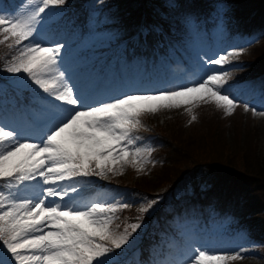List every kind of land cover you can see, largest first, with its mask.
<instances>
[{
	"label": "snow or ice",
	"instance_id": "snow-or-ice-1",
	"mask_svg": "<svg viewBox=\"0 0 264 264\" xmlns=\"http://www.w3.org/2000/svg\"><path fill=\"white\" fill-rule=\"evenodd\" d=\"M65 2L25 0L19 11L0 10V46L11 53L3 70L23 75L44 94L36 97L43 101L44 116L38 136L0 121V264H116V250L130 243L143 217L121 230L119 213L131 207L128 203L75 200L72 194H79L84 178L108 179L127 167L147 174L154 149L139 145L136 135L146 115L183 109L191 124L201 105H213L226 117L241 106L225 90L232 75L226 70H209L198 82L172 89L89 103L60 68L64 45L33 42L43 14ZM243 52L233 49L204 62L223 69ZM243 109L264 116L248 104ZM158 202L145 198L138 212L147 213ZM246 251L218 253L193 241L185 264H233Z\"/></svg>",
	"mask_w": 264,
	"mask_h": 264
},
{
	"label": "trees",
	"instance_id": "trees-1",
	"mask_svg": "<svg viewBox=\"0 0 264 264\" xmlns=\"http://www.w3.org/2000/svg\"><path fill=\"white\" fill-rule=\"evenodd\" d=\"M15 1L25 2L0 0V6L11 7ZM172 1L173 5L167 6L162 0H110L97 11L96 22L115 21L113 30L122 31L121 37H128L144 18V37L131 39L121 57L134 66L145 64L148 71H153L156 65H151L156 62L166 65L173 58H184L191 46L213 43L222 21L228 42L251 37L259 40L252 46L251 55L244 57L243 68L250 73L240 80L264 82V0ZM95 2L66 0L64 5L55 8L60 17L46 22L49 9L43 14L36 34L38 30L44 34L53 29L86 36L96 17ZM10 54V50L0 46V67ZM97 64L95 61L93 67ZM4 75L0 76V100L4 106L27 107L30 102L38 101V95L44 96L34 88L14 84L11 75ZM3 78L9 85L3 84ZM260 96L258 93L256 98ZM221 113L217 109L208 113L203 127L191 132L186 131L185 123L180 120L173 126L170 123L163 129L156 128V137L152 139L162 146L154 149L151 156L159 159L158 164L152 165L147 174H138L130 168L126 177L111 176L109 187L114 188L116 183L128 188L130 195H137L143 201L140 205L145 203V198H158L159 202L147 213H139L140 207L136 206L120 212V222L125 224L143 217L141 228L136 232L139 237L136 249L142 262L160 254L171 240V231L178 234L180 226L186 224L178 222L184 215L198 218L201 225L210 210L230 217V228L225 233L231 242L248 238L260 242L264 250V154L255 143L252 129L238 125L237 120L233 122L229 139L227 120L219 118ZM137 135L138 140H146L140 130ZM99 185H103L102 181ZM178 190L182 193L177 194ZM189 209L193 212H188ZM119 258L118 264H126L129 257L124 254Z\"/></svg>",
	"mask_w": 264,
	"mask_h": 264
},
{
	"label": "rangeland",
	"instance_id": "rangeland-1",
	"mask_svg": "<svg viewBox=\"0 0 264 264\" xmlns=\"http://www.w3.org/2000/svg\"><path fill=\"white\" fill-rule=\"evenodd\" d=\"M110 0H96L94 7L96 10L94 11V15H96L95 19L91 21V31L87 36H79V34H73L68 31L67 34H64L63 31H59L58 34L62 35H54L50 38L39 37L35 33V38L33 42H38L44 44L46 46H52L55 44H63L64 47L61 49L60 56V68L65 72L66 78L68 82L72 84L78 91V94H82L84 96L90 97L89 103L94 102L96 100H108L110 98L119 97L123 94H131V93H146V92H155L160 90L172 89L178 86L188 85L194 82H198L201 80L209 70H226L231 72V77L228 83L225 85V90L230 93L233 97H235L240 102V107L236 109L232 116H224L221 113L220 119L227 120V132L226 135L230 139L232 136V126L234 125V121H238V125H247L253 131V136L255 143H258L261 153L264 154V116H253L252 113L245 112L243 109L244 104H248L251 107H255L257 111H264V84L255 83H247V82H237V79H240L246 73H250L249 70L243 68L245 64L244 57H249L251 55L252 46L255 43H258L256 40H242L236 41L235 43H226L222 41L224 34L223 25H220L217 29V34L215 35L216 43L214 46L206 47L204 49H193L189 52L187 59L188 66L190 68L198 67V70H195V74H191L186 71L188 75L180 76L173 75L171 78H164L158 81L159 85L163 83L162 86L153 87V89H137L138 80L145 74L136 73L133 71L130 66L127 68L128 71H124V69H118L115 65L112 66L109 73L105 76V73H100L96 70H91L90 65L94 59H96L97 55L103 54L105 52L104 48H110L112 43L121 39L122 31L119 33L113 30L112 24L114 25L115 21L108 22L105 21H97V11L101 9L102 6L106 4ZM218 1V0H217ZM163 4L167 6L173 5L172 0H162ZM16 6L15 10L11 12L5 13H14L19 11L21 6L25 2L15 1ZM18 4V5H17ZM20 7V8H19ZM53 9V11H52ZM1 10V8H0ZM224 10L220 9V12ZM4 12V11H3ZM221 14V13H220ZM60 12H58L55 8H51L49 10L48 18L52 20H57L60 17ZM111 21V19H109ZM84 37V38H83ZM83 38V39H82ZM82 41L80 42L79 41ZM74 42V43H73ZM72 43V44H71ZM193 45V44H191ZM69 47H73L72 49H68ZM85 47V52L82 55L81 49ZM195 47L191 46L190 48ZM233 49H244L242 55L238 57H233L229 64L223 66V69H220L218 66H208L205 64V60L209 58H216L218 55H222L232 51ZM81 51V52H80ZM80 52V53H79ZM71 53V54H70ZM78 54H80L78 56ZM100 59V58H99ZM178 69H186L179 63L177 66ZM118 71H122L123 74H119ZM6 74L8 77L13 79L14 84H18L22 87H31L36 89L34 85H32L26 78L21 76H14L12 74L7 73L3 70V67H0V76ZM5 76V75H4ZM106 77V78H105ZM109 77H113L112 81H109ZM106 79V80H104ZM186 81V83L183 82ZM104 81V82H103ZM99 83V89L95 86ZM258 85V86H256ZM256 86V87H255ZM255 87V88H254ZM260 90H258V88ZM96 88V89H95ZM35 91H39L36 89ZM99 91V93H97ZM261 93V98L259 100L256 99V94ZM94 100V101H93ZM37 108V107H36ZM21 109V108H20ZM211 109V110H210ZM216 108L213 105H201L198 108H195L194 114L197 116V120L193 121L191 124L188 123L190 120V116L183 109H173V110H165L157 113L156 115H146L143 117L144 128H149L148 125H153L156 128L166 127L171 123L176 124L177 121H181L182 124L185 123V129L187 132H191L194 130H199L203 127V121L206 120L205 116L208 113L213 112ZM21 113V114H20ZM32 117V122L28 121V117L25 112L20 110L12 111L8 107L0 110V121H3L6 124L15 125L18 128L22 129L26 134L30 135H39L40 128L38 124L44 119L42 114V108L39 107L30 112ZM185 118V119H184ZM215 119V117H213ZM211 118V119H213ZM184 119V120H183ZM217 119V118H216ZM210 120V119H209ZM26 126H29L28 128ZM137 134V133H136ZM147 135V134H146ZM138 136V135H137ZM228 142V141H227ZM137 143L141 146H148L153 149H159L160 144L155 143L153 139L149 140H138ZM152 155V154H151ZM152 161H154V165L158 164L159 159L153 155L151 156ZM152 164L148 165L147 171ZM131 167H127L124 170V176L126 177L129 173ZM131 171V170H130ZM133 171V170H132ZM135 171V170H134ZM148 173V172H147ZM139 176V175H137ZM111 175L108 179H101V181H109ZM85 182L82 183L80 189L84 187V185H88L91 183V178H84ZM35 183V182H33ZM121 189L117 191L109 190V189H98L93 195L87 194L84 196L79 190V194H72L73 198L77 201H86L92 199H103V200H116L123 201L131 205V207L136 206L140 207L141 202H143L140 198L134 196H124L121 193ZM179 194L182 192L180 190ZM66 202L67 198H66ZM130 207V208H131ZM119 217L121 218V214L119 213ZM121 219L117 221V223L121 224V230L125 223L120 222ZM215 224L212 223L211 227H214ZM223 226V223L220 224V227ZM194 227V226H193ZM217 238H223L220 234H217ZM194 237V235H192ZM200 237L196 236L195 246L203 247L209 249L210 251L218 252V253H233L238 251L241 248H245L247 251L244 253V259L233 262V264H264V253L260 251V249L256 248L260 245L259 242L250 240L248 238H242L239 240L240 242H228V243H220L217 241V238L211 237V243L205 244L203 239H199ZM138 235L135 233L130 241V243L124 247L127 249L133 248L139 241ZM201 243V244H200ZM207 245V246H205ZM191 246V242L187 245H182L176 239L174 243H172L170 249L168 250L166 257L159 261V264H185L188 256L190 255L189 248ZM119 250H117L118 252ZM119 254H114V256H118Z\"/></svg>",
	"mask_w": 264,
	"mask_h": 264
}]
</instances>
